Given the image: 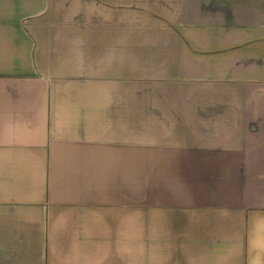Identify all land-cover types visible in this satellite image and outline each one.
I'll use <instances>...</instances> for the list:
<instances>
[{"label": "crops", "instance_id": "crops-1", "mask_svg": "<svg viewBox=\"0 0 264 264\" xmlns=\"http://www.w3.org/2000/svg\"><path fill=\"white\" fill-rule=\"evenodd\" d=\"M0 264H264V0H0Z\"/></svg>", "mask_w": 264, "mask_h": 264}]
</instances>
